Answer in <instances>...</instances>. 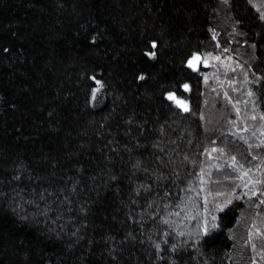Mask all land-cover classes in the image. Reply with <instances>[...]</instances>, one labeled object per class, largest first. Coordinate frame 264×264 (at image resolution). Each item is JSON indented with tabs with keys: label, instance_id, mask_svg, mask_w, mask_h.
<instances>
[{
	"label": "trees",
	"instance_id": "trees-1",
	"mask_svg": "<svg viewBox=\"0 0 264 264\" xmlns=\"http://www.w3.org/2000/svg\"><path fill=\"white\" fill-rule=\"evenodd\" d=\"M0 264H264V0H0Z\"/></svg>",
	"mask_w": 264,
	"mask_h": 264
},
{
	"label": "rangeland",
	"instance_id": "rangeland-1",
	"mask_svg": "<svg viewBox=\"0 0 264 264\" xmlns=\"http://www.w3.org/2000/svg\"><path fill=\"white\" fill-rule=\"evenodd\" d=\"M225 57V56H224ZM194 58H198V59H194ZM223 57L221 56V55H218V54H215V55H213V57H211V58H209V57H206V56H203L202 54H198V53H196V54H194L193 56H192V58L190 59V61H192V63H193V65L195 66V69H201V68H210L211 67V65H214V64H216L218 61H220L221 59H222ZM226 59V58H225ZM222 61H224V60H222ZM227 61V60H226ZM220 67V70L219 71H221L222 73H223V71H222V67L221 66H219ZM193 68V67H192ZM212 68V67H211ZM224 68H228V65H225L224 66ZM194 69V68H193ZM213 70L212 69H208V71L206 72V75L207 76H209V77H212L213 76V78H214V80L216 81V80H218L219 79V77H218V75H217V73H213ZM212 75V76H211ZM208 79V78H207ZM217 84V83H216ZM176 97V96H175ZM177 98V97H176ZM178 99V98H177ZM180 100V99H179ZM176 105H177V103L174 101V100H172ZM185 104H186V106H187V108H188V102L187 101H185V100H182ZM180 107V106H179ZM182 108V107H181ZM183 110H184V108H182Z\"/></svg>",
	"mask_w": 264,
	"mask_h": 264
},
{
	"label": "snow or ice",
	"instance_id": "snow-or-ice-1",
	"mask_svg": "<svg viewBox=\"0 0 264 264\" xmlns=\"http://www.w3.org/2000/svg\"><path fill=\"white\" fill-rule=\"evenodd\" d=\"M153 47H155V44H153ZM148 55L154 56L155 53H148ZM194 59H198V58H194ZM189 66H190V67H193L194 70H196V69H195V66H194L193 63H192V61H189ZM140 79H143V77H140ZM98 83H99V82H98ZM183 87H184V89H185L186 91H187L188 88H189V86H188L187 84H185ZM167 98H168L169 100H174V101L177 103V105L180 106V107H182V108H184L185 111L188 110L186 104H185L182 100L177 99V98L175 97L174 94L169 93Z\"/></svg>",
	"mask_w": 264,
	"mask_h": 264
}]
</instances>
